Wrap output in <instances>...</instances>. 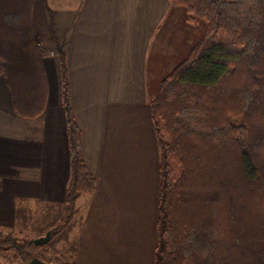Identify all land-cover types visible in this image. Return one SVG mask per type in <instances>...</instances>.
<instances>
[{
  "label": "trees",
  "instance_id": "obj_1",
  "mask_svg": "<svg viewBox=\"0 0 264 264\" xmlns=\"http://www.w3.org/2000/svg\"><path fill=\"white\" fill-rule=\"evenodd\" d=\"M170 1L204 29L149 95L159 154L154 264H264V0ZM31 8L0 0V75L26 118L41 115L47 99ZM57 59L71 214L96 179L80 154L64 51ZM33 245L0 231V248L22 261L38 257Z\"/></svg>",
  "mask_w": 264,
  "mask_h": 264
},
{
  "label": "crops",
  "instance_id": "obj_2",
  "mask_svg": "<svg viewBox=\"0 0 264 264\" xmlns=\"http://www.w3.org/2000/svg\"><path fill=\"white\" fill-rule=\"evenodd\" d=\"M31 6L46 107L35 118L17 115L0 75V228L11 227L19 201L65 200L70 171L57 59L62 50L80 154L96 179L91 195L77 197L76 214L83 223L90 214L109 218L103 233H112L85 255H91L88 264H154L158 154L149 95L172 66L160 70L159 58L170 51L172 26L187 22L185 13L170 0H31ZM145 141L157 170L146 197L145 168L127 156ZM137 212L142 225L131 219ZM116 213L121 222L114 225Z\"/></svg>",
  "mask_w": 264,
  "mask_h": 264
},
{
  "label": "rangeland",
  "instance_id": "obj_3",
  "mask_svg": "<svg viewBox=\"0 0 264 264\" xmlns=\"http://www.w3.org/2000/svg\"><path fill=\"white\" fill-rule=\"evenodd\" d=\"M180 8L185 13L186 18L187 15L184 8L182 6H180ZM183 24V26H172V32H175L176 36H171L170 51L166 53L164 61L159 58V64H161L159 67L160 70L164 69V64L171 63L172 66L168 70L170 72L176 64L186 58L190 49L201 38L204 29L203 21H199L195 24H190L185 21ZM181 50L182 53L180 57L177 58L176 56ZM51 54H54V52H51ZM156 151V154H158L157 148ZM127 156H132L133 159L138 161L139 165L145 168L146 185L145 189L142 191V196L146 197L150 188L155 185L154 181L152 183V176H156L157 173L156 166L154 168V160H156V158L147 146V141H145L140 148L132 145L129 148ZM79 204L80 199L75 201L73 212L68 214L67 206H65L64 201L58 203L19 201L16 204L13 224L9 228H0V231L3 234L9 233L18 238L33 240L44 236L46 232L50 230H56L55 233L49 237L47 242L30 246L28 249L31 250L34 255H38L40 260L48 264H88L91 262L89 259L91 255H88L89 258L85 255L88 252L93 253L94 248L98 243H101L100 241L103 240V237L108 239L111 237L112 233L106 235L103 233V223L108 222L109 218L105 221L97 217L96 214H90L87 220L88 222L83 223V218H81L80 215L78 216L75 210ZM131 215H133L131 219L135 220V223L139 222L142 225L141 218L143 216L139 212ZM112 219L114 225L121 222V218L118 217L117 213ZM146 223L144 227L147 231L151 222L147 220ZM137 228L138 226L135 224V226H133L135 235L138 234ZM78 249L79 251H77ZM15 256L13 250L9 248H0L1 264H29V262H24L19 257Z\"/></svg>",
  "mask_w": 264,
  "mask_h": 264
},
{
  "label": "water",
  "instance_id": "obj_4",
  "mask_svg": "<svg viewBox=\"0 0 264 264\" xmlns=\"http://www.w3.org/2000/svg\"><path fill=\"white\" fill-rule=\"evenodd\" d=\"M49 237H50V232L48 231V232H46V234H45L44 236L33 239V240H32V243H33L34 245L43 244V243H45V242L48 241ZM29 263H30V264H48V263H46V262L40 260V259H39L38 257H36V256H33V257L30 259V262H29Z\"/></svg>",
  "mask_w": 264,
  "mask_h": 264
}]
</instances>
